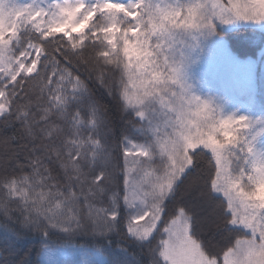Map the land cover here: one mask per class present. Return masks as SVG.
I'll return each instance as SVG.
<instances>
[{"label":"snow or ice","instance_id":"6c2138e0","mask_svg":"<svg viewBox=\"0 0 264 264\" xmlns=\"http://www.w3.org/2000/svg\"><path fill=\"white\" fill-rule=\"evenodd\" d=\"M242 27L264 43V0H0V264H264L254 62L247 90L214 74Z\"/></svg>","mask_w":264,"mask_h":264},{"label":"trees","instance_id":"16d2710c","mask_svg":"<svg viewBox=\"0 0 264 264\" xmlns=\"http://www.w3.org/2000/svg\"><path fill=\"white\" fill-rule=\"evenodd\" d=\"M223 40L228 41V48L231 49V52L241 59L252 58L258 59L257 72L260 71L261 66V49L264 48V43H262V34L257 28L255 31L252 27H242L239 32L236 33H223L221 35ZM229 39V40H228ZM94 91L96 96L109 107V118L111 120V125L113 128L114 136L113 140L117 139L122 131H127L130 137H136L137 134L131 129L130 126L126 124V121L131 117L124 112H121L117 106L116 101L108 96L104 89L98 85H94ZM122 160V157H121ZM2 220V218H0ZM4 239V231L0 228V242ZM68 239L62 233L55 232L52 236V246L56 247L65 242ZM112 240V247L115 248L116 244L121 241L120 237L112 236L109 237ZM70 243L72 245H95L101 246L104 241L99 238H92L91 236H86L83 234H77L76 236L71 237ZM41 239L40 237L33 233L23 237L17 242V250L23 254L24 252L30 253V259L35 261L37 253L41 248ZM122 246L130 247L131 250L138 251L135 246H130L127 241H123ZM107 256V253H105Z\"/></svg>","mask_w":264,"mask_h":264},{"label":"rangeland","instance_id":"374dc122","mask_svg":"<svg viewBox=\"0 0 264 264\" xmlns=\"http://www.w3.org/2000/svg\"><path fill=\"white\" fill-rule=\"evenodd\" d=\"M249 59L254 62V91L251 92L250 96L254 100V103L251 106L253 110L256 111L259 106L264 105V57L261 59L260 71L257 72L258 59H241L235 56L232 52L231 55H229L227 52L221 51L219 59L216 62L214 74L219 81H233L236 88L239 90H247L249 86L248 77L250 72V66L247 61H249ZM212 87L215 89L218 85L214 84ZM237 95H239V93H237ZM239 98L240 100L247 102L249 100V94L245 91V94L239 96ZM133 142H135V139Z\"/></svg>","mask_w":264,"mask_h":264}]
</instances>
